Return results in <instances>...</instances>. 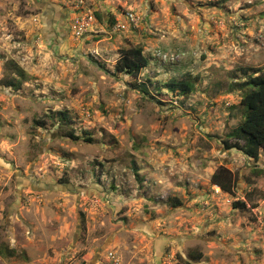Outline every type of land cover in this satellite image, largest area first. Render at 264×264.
<instances>
[{"label": "rangeland", "instance_id": "rangeland-1", "mask_svg": "<svg viewBox=\"0 0 264 264\" xmlns=\"http://www.w3.org/2000/svg\"><path fill=\"white\" fill-rule=\"evenodd\" d=\"M88 3L78 37L69 0H0V264H264V151L224 146L264 70V0ZM138 46L147 67L117 73ZM189 74L193 94L167 90Z\"/></svg>", "mask_w": 264, "mask_h": 264}, {"label": "trees", "instance_id": "trees-1", "mask_svg": "<svg viewBox=\"0 0 264 264\" xmlns=\"http://www.w3.org/2000/svg\"><path fill=\"white\" fill-rule=\"evenodd\" d=\"M99 18V15H97ZM142 47H134L124 51L121 58L117 61L115 70L119 74H128L137 77L143 68L147 67L148 59L144 55ZM247 75V81L244 86L247 88L241 99V105L244 107L245 114L243 121L233 129L224 141L227 150L237 149L247 157L256 161L259 160L260 154L264 151V70L259 74L254 73ZM197 77L187 75L181 79H172L166 83V88L171 93H178L183 96H189L196 90ZM15 90L20 88V84L11 83ZM61 120L65 123L69 121V115L66 112L58 113ZM42 123H38L41 125ZM72 140H79L74 132L68 133ZM234 140V142H232ZM212 182L225 193L232 194L234 190L233 173L221 167L212 176ZM234 208L242 210L247 209L245 202L237 201ZM0 255L5 256V249L0 248ZM15 253L10 252V257ZM196 260L202 259V255L192 256Z\"/></svg>", "mask_w": 264, "mask_h": 264}, {"label": "built area", "instance_id": "built-area-1", "mask_svg": "<svg viewBox=\"0 0 264 264\" xmlns=\"http://www.w3.org/2000/svg\"><path fill=\"white\" fill-rule=\"evenodd\" d=\"M72 4L74 10L81 11L80 14H76V20L74 25V32L78 37L84 35L87 32V26L90 25L91 22L98 21L95 15V11L91 9L89 6V0H69ZM127 18L129 21L136 26L139 23V19L136 17V14L132 11L127 13Z\"/></svg>", "mask_w": 264, "mask_h": 264}, {"label": "crops", "instance_id": "crops-1", "mask_svg": "<svg viewBox=\"0 0 264 264\" xmlns=\"http://www.w3.org/2000/svg\"><path fill=\"white\" fill-rule=\"evenodd\" d=\"M104 14V13H103ZM97 15H99V19L101 20L102 19V15H100V14H97ZM48 19H45L46 21H44V23L46 22V24H49V17H47Z\"/></svg>", "mask_w": 264, "mask_h": 264}]
</instances>
